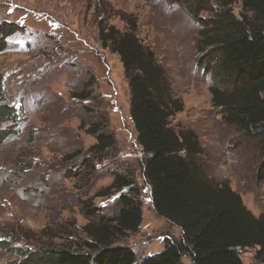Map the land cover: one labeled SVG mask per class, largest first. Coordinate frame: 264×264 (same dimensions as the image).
I'll return each instance as SVG.
<instances>
[{
    "label": "rangeland",
    "instance_id": "rangeland-1",
    "mask_svg": "<svg viewBox=\"0 0 264 264\" xmlns=\"http://www.w3.org/2000/svg\"><path fill=\"white\" fill-rule=\"evenodd\" d=\"M231 11L239 18L241 4ZM198 16L205 20L210 14ZM1 24L17 31L0 41V106L14 114L0 121V133L9 134L0 141V264H18L26 251L84 250L89 239L83 228L91 221L84 209L115 212L114 175L134 179L142 212L138 232L115 246L129 247L139 264L161 252L166 241L181 239L178 228L154 214L124 70L118 55L102 48V28H130L153 52L183 105L170 127L198 140L192 161L204 177L227 184L255 217L264 214L259 143L212 106L215 84L202 26L181 1L0 0ZM92 130L112 137L114 147L92 151ZM256 251H239L242 263L264 264ZM182 262L191 264L187 257Z\"/></svg>",
    "mask_w": 264,
    "mask_h": 264
},
{
    "label": "trees",
    "instance_id": "trees-1",
    "mask_svg": "<svg viewBox=\"0 0 264 264\" xmlns=\"http://www.w3.org/2000/svg\"><path fill=\"white\" fill-rule=\"evenodd\" d=\"M178 1L202 26V49L207 48L206 56L211 58L208 71L215 84L210 89L212 106L228 124L256 139L264 156V0ZM236 3L241 4L239 18L231 11ZM201 12L210 17L199 18ZM10 25H0V41L17 31ZM99 41L102 48L118 55L124 70L135 141L147 157L144 177L154 214L181 232L180 240L166 241L161 252L139 264H184L183 257L191 264H243L239 251L249 248H257L255 259L263 262L264 214L255 217L227 184L204 177L192 161L198 153V140L193 133H176L170 127L171 118L183 105L173 97L153 52L130 28L123 32L102 28ZM75 97L86 99L88 95ZM13 118L11 109L0 106L1 122ZM8 135V130L0 133V141ZM95 139L92 151L96 153L114 147V140L105 133ZM110 188L118 192L111 216L99 208L84 209L91 219L83 228L89 239L84 250L26 251L18 264H135L133 251L115 243L140 228L138 189L134 179L122 175L113 176Z\"/></svg>",
    "mask_w": 264,
    "mask_h": 264
}]
</instances>
